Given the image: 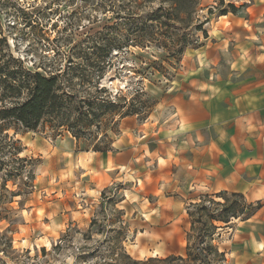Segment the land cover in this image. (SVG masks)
Wrapping results in <instances>:
<instances>
[{
	"label": "rangeland",
	"instance_id": "1",
	"mask_svg": "<svg viewBox=\"0 0 264 264\" xmlns=\"http://www.w3.org/2000/svg\"><path fill=\"white\" fill-rule=\"evenodd\" d=\"M221 1L240 10L219 16L225 8ZM118 7V0H0V111L27 97L23 84L34 73L73 79L66 91L98 105L105 101V107L94 109H107L99 121L88 114L76 130L62 127L52 116L35 132L14 120L0 124V264H131L127 256L137 262L185 258L191 228L187 208L217 194L210 185L193 181L190 163L185 162L187 169L181 165L177 138H160L141 126L159 127L168 121L208 73L214 75L211 79L217 73L227 76L228 59L210 70L208 63L196 61L216 40L233 34V22L246 25L250 36H264V0H201L199 19L208 38L199 32L198 44L187 50L182 63L170 67L166 59L161 64L165 70L156 77V69L144 70L147 63L160 61L156 54L114 51ZM213 7L217 10L210 16ZM97 87L104 89L97 92ZM140 89L145 96L137 93ZM141 103L147 105L145 113L120 119ZM88 104L84 113L90 111ZM143 149L156 150L150 163ZM96 150L119 152L125 166L120 181L106 190L107 196L117 195L112 202L103 203L104 191L92 192L93 183L79 168L86 165L80 154ZM143 176L145 183L140 181ZM87 195L99 197V203H85ZM123 198L126 202L121 203ZM235 221L242 219L222 226L214 243L226 254L232 248ZM214 259L208 253L196 264H215Z\"/></svg>",
	"mask_w": 264,
	"mask_h": 264
},
{
	"label": "crops",
	"instance_id": "2",
	"mask_svg": "<svg viewBox=\"0 0 264 264\" xmlns=\"http://www.w3.org/2000/svg\"><path fill=\"white\" fill-rule=\"evenodd\" d=\"M231 28L233 34L216 40L196 61L208 63L210 70L228 59L231 67L227 76L221 78L217 73L211 79L214 75L208 73L168 121L159 127L151 123L141 127L160 138L173 135L178 139L177 159L186 169L185 162L191 164L194 182L210 185L217 194H241L248 204L261 205L250 218L235 221L230 229L235 230L232 248L226 256L227 264H264V36L248 35L246 25L237 22ZM155 152L142 150L147 163L155 158ZM80 159L86 163L79 166L81 173L93 183L92 192L97 194L115 185L124 174L117 151L85 152ZM155 160L159 165V159ZM161 178H155L158 184ZM140 181L145 183L146 176ZM84 202L96 205L99 197L87 195Z\"/></svg>",
	"mask_w": 264,
	"mask_h": 264
},
{
	"label": "trees",
	"instance_id": "3",
	"mask_svg": "<svg viewBox=\"0 0 264 264\" xmlns=\"http://www.w3.org/2000/svg\"><path fill=\"white\" fill-rule=\"evenodd\" d=\"M118 2V12L115 15L117 32L112 43L113 49L118 52L117 55L131 49L136 50L135 52L130 51L131 55L156 54L160 61L147 63L144 69H156V72L152 73L155 77L157 73L162 74L161 69L165 70L161 64L166 59L170 67L182 63L187 50L195 48L198 44L196 36L199 32L203 33L205 39L208 38L206 30H203L204 23L199 19V13L203 10L201 0H118ZM220 3L225 7L223 1ZM208 10L209 15L213 16L217 8L213 7ZM239 10L232 4L227 5L219 11V16H227L229 13L236 15ZM159 52L163 53L159 54ZM107 56V58L110 57V55ZM170 61L173 62L169 63ZM102 78L98 77V81ZM72 83L73 79L63 80L61 74L56 73L30 75L29 78H25L23 84L27 97L14 107H4L0 111V124L14 120L20 123L25 130L35 132L45 117L52 116L61 121L62 127L76 130L88 114L94 113L97 121L104 118L107 115V109L105 111L99 109L105 107V101L102 105H98L93 103V99L82 100L78 94L66 91V85ZM98 88L97 92L104 89ZM137 93L146 95L143 89ZM86 102L89 103L88 113H84ZM96 106L99 109L95 110ZM146 110V103H141L137 107L129 108L125 114H121L120 119L142 115ZM79 111L81 115L78 114ZM73 137L78 139V133H74ZM95 152L107 153L109 151L96 150ZM107 191L102 193L103 203L106 200L112 202L113 198L117 197L116 194L107 196ZM260 206V204H248L243 195L236 193L220 192L215 196H203L187 208L191 228L185 258L174 256L167 259L150 258L144 262L133 261L128 256L127 259L131 264H196L202 263V258L206 259L209 253L215 257V264H227L226 252L221 251L214 244L216 237L221 236L218 231H222L223 227H230L233 220L250 218ZM243 215H246L244 219ZM193 240L194 243H192ZM204 245L207 246L206 249L203 248Z\"/></svg>",
	"mask_w": 264,
	"mask_h": 264
},
{
	"label": "bare ground",
	"instance_id": "4",
	"mask_svg": "<svg viewBox=\"0 0 264 264\" xmlns=\"http://www.w3.org/2000/svg\"><path fill=\"white\" fill-rule=\"evenodd\" d=\"M154 257H156V256H154Z\"/></svg>",
	"mask_w": 264,
	"mask_h": 264
}]
</instances>
